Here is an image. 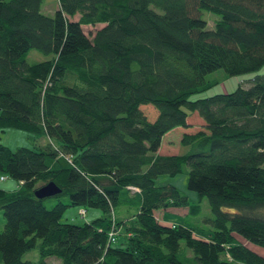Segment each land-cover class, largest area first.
I'll return each mask as SVG.
<instances>
[{"label": "trees", "instance_id": "trees-1", "mask_svg": "<svg viewBox=\"0 0 264 264\" xmlns=\"http://www.w3.org/2000/svg\"><path fill=\"white\" fill-rule=\"evenodd\" d=\"M42 2L0 0V129L25 128L33 143L0 142V176L19 183L0 186V264H264L247 241L264 246V73L191 98L215 68L264 63V0H59L52 14ZM203 10L219 15L213 27ZM30 49L46 57L30 62ZM151 102L152 120L140 108ZM195 110L205 125L190 131ZM179 126L180 150L158 151ZM185 165L199 201L156 183ZM49 180L57 194L35 193ZM203 196L209 235L156 215L199 213ZM70 204L102 213L63 221ZM35 247L39 262L24 259Z\"/></svg>", "mask_w": 264, "mask_h": 264}, {"label": "rangeland", "instance_id": "rangeland-1", "mask_svg": "<svg viewBox=\"0 0 264 264\" xmlns=\"http://www.w3.org/2000/svg\"><path fill=\"white\" fill-rule=\"evenodd\" d=\"M59 5V0H43L41 5V10H43L45 13L52 14L54 13ZM203 15L208 19V26L213 27L214 26V19L218 18L219 15L217 13H214L213 11L203 10ZM73 17L77 18L78 14L74 15ZM101 24H83V28L87 32H92L95 30V28L99 27ZM27 59L31 62L34 60H40L41 58L46 57L45 53H42L36 49H30V51L27 52ZM258 73H264V63L258 67V69L247 71L245 73H236V74H229L225 72L224 68L219 67L215 68V70L210 71L207 73L208 78L218 80L213 84L212 86L205 88V90L201 92H195L193 95H191V98L198 97V96H205L209 94H214L216 92H222L226 90H233L237 87L239 83L248 86V84L251 82V80L255 77L254 75ZM140 108L143 109V111L148 115L149 119H153L158 115V108L151 102V103H142ZM188 122L190 124L187 127L188 130L194 131L198 128H201L205 125L204 120L202 116L199 114L198 111L195 110V112L191 113L188 116ZM185 127V126H184ZM183 127L179 126L177 127L174 132H171L164 138V140L161 141L160 147L158 148V151L164 153L165 151H175L180 150V144H179V131H182ZM179 132V133H178ZM29 131L25 128H20L17 126H7L5 128L0 129V142H4L7 145H9L12 149L16 148L18 145H29L32 146V140L28 137ZM42 142H45V138H40ZM175 153V152H172ZM188 165L184 166V169L182 171L176 172V174H170V173H162L156 176V183L157 184H166V182L174 183L176 186L180 187L184 192H187L189 197L193 199V201H199L200 197L198 195V192L196 190L191 189L187 183H188ZM19 183L16 178H12L9 176H6L4 179L0 176V186L7 187V188H14ZM56 201L53 197H48L46 199V204L53 205ZM201 204V211L199 213H193L190 208L184 205H180L176 208H171L173 206H168L167 208L163 207H157L156 213L160 218H163V220H169L173 222H183L186 224H190L194 227L195 231L198 234L203 235H209L211 233V227L212 223L209 221V218L213 213L211 210V207H209V202L207 197L203 196V198L200 200ZM82 206H78L75 204H70V206H67L65 211L62 213L61 219L63 221H73L77 223H81L84 220H90L92 217H95L97 215H100L102 212L99 208L91 206L90 208L86 209L85 213H80V209ZM186 211V212H184ZM5 223V217L3 216V213L0 211V228L3 227ZM240 238H242L241 234L237 233ZM117 238H120V235L117 236ZM117 239V240H118ZM115 241V240H114ZM249 244H252L254 247L258 248L261 253L264 254V246L254 244L250 240H247ZM37 247V246H36ZM32 248L29 249L27 252L24 253L23 258L24 259H32L34 262H39L40 260V250L38 248ZM48 261L52 264H63L62 260L59 257H56L55 255H50L47 257Z\"/></svg>", "mask_w": 264, "mask_h": 264}, {"label": "water", "instance_id": "water-1", "mask_svg": "<svg viewBox=\"0 0 264 264\" xmlns=\"http://www.w3.org/2000/svg\"><path fill=\"white\" fill-rule=\"evenodd\" d=\"M60 190L61 187L59 186V184H57L53 180H49L47 181V183L38 186L35 190V193H37L41 197H45L48 195L57 194Z\"/></svg>", "mask_w": 264, "mask_h": 264}, {"label": "built area", "instance_id": "built-area-1", "mask_svg": "<svg viewBox=\"0 0 264 264\" xmlns=\"http://www.w3.org/2000/svg\"><path fill=\"white\" fill-rule=\"evenodd\" d=\"M4 177H5V175H2L1 176V178H4ZM80 213H83L84 214L85 213V208L81 207ZM109 233H110V235H109V241L114 242V240L117 238V233L114 232L113 230H111Z\"/></svg>", "mask_w": 264, "mask_h": 264}, {"label": "crops", "instance_id": "crops-1", "mask_svg": "<svg viewBox=\"0 0 264 264\" xmlns=\"http://www.w3.org/2000/svg\"><path fill=\"white\" fill-rule=\"evenodd\" d=\"M186 129H187V127H185ZM176 151H178V150H175V151H165V152H169V153H172V152H176ZM171 208H176L175 206H173V207H171ZM184 212H186V211H184ZM156 215L158 216V214L156 213ZM158 218L160 219V220H163V218H160L159 216H158ZM163 221H169V220H163ZM169 222H173V221H169ZM174 223H177V222H174Z\"/></svg>", "mask_w": 264, "mask_h": 264}]
</instances>
